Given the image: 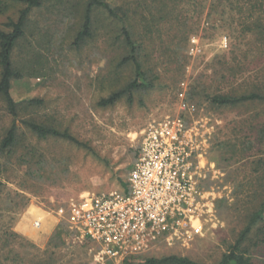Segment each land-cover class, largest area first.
Returning a JSON list of instances; mask_svg holds the SVG:
<instances>
[{"label":"trees","instance_id":"16d2710c","mask_svg":"<svg viewBox=\"0 0 264 264\" xmlns=\"http://www.w3.org/2000/svg\"><path fill=\"white\" fill-rule=\"evenodd\" d=\"M204 3L205 0H0V17L6 16L0 22V102L12 119L0 135V202L12 168L32 182L43 179L47 162L38 142L60 139L82 146L68 129L60 128L54 115L39 112L43 100L15 102L12 97L13 82L25 77L40 78L45 70L40 52L38 55V50L23 44L28 37L39 33L40 47L45 50L51 48L56 35L75 51L95 44L96 50L107 57V64L101 69L107 74L101 76L99 83L106 82L101 87L108 90V95L101 97L97 106L111 108L123 100L131 105L136 98L167 87L161 81L164 73H172L176 81L184 76L188 45L196 32L194 26L200 24L197 17ZM190 6L199 9L191 15ZM40 11L45 13L40 14L45 23H53V30L48 25L40 28L42 31L37 29L35 14ZM216 22L220 27L229 26L231 37L245 40L244 46L254 58L257 59L256 54L264 56V0H213L206 24ZM237 47L235 50L239 51ZM19 48L22 54L32 55L29 63L17 59ZM109 53L113 57L109 58ZM240 65L235 56L218 61L207 81L197 78L186 94L189 101H203L212 109L251 110L248 120L238 130H232L234 135L215 145L218 165L234 185L236 205L243 215V227L216 264H257L254 252L264 247V73L255 76L251 83L243 81L241 86L227 91L210 89L215 82L220 86L218 80L225 84L236 80L247 69ZM241 167L249 168L242 178L237 174ZM120 185L122 192L128 194L127 180ZM61 233L54 234L40 252L4 224L0 215V264H59ZM124 261L204 264L175 254L158 258L138 255Z\"/></svg>","mask_w":264,"mask_h":264},{"label":"rangeland","instance_id":"374dc122","mask_svg":"<svg viewBox=\"0 0 264 264\" xmlns=\"http://www.w3.org/2000/svg\"><path fill=\"white\" fill-rule=\"evenodd\" d=\"M212 2L205 0L197 17L200 24L194 26L195 35L190 38L184 76L176 81L172 73H164L161 81L167 87L156 88L136 98L131 105L123 100L111 108L97 106L98 100L108 95V90L101 87L106 82L99 83L101 76L107 74L101 70L107 64V57L96 50L95 44L75 51L69 47V42L63 43V39L56 35L51 48L45 50L40 47L42 39L39 33L27 38L23 44L38 50V55L40 52L45 70L40 78L25 77L13 82L11 94L14 101L43 100L44 106L39 112L46 116L54 115L60 128L68 129L82 146L60 139L38 142V149L47 162L44 177L32 182L15 168L9 171L0 202L4 224L10 225L13 232L35 245L40 252L47 248L54 234L62 232L63 245L57 252L59 264H124L125 259L98 257L96 246L72 230L65 217L58 215V209L85 193L122 192L120 182H126L136 159L139 133L153 121L169 116L180 117L193 131L196 149L191 163L197 187L205 195L206 203L200 211L203 232L192 236L188 242H174L171 246L164 239L160 240L158 245L139 256L158 258L175 254L204 264L219 261L243 227V215L236 205L234 185L218 165L215 145L234 135L232 130H238L248 120L251 110L212 109L203 101H189L186 94L197 78L207 81L218 61H228L229 56H235L240 67L247 69L236 80L228 84L218 80L220 86L217 87L215 82L210 89L227 91L230 87L241 86L243 81L251 83L255 76L264 73V56L255 53L257 59L254 58L244 46L245 40L231 37L229 26L220 27L217 22L206 24ZM197 9L199 6H190L189 13L192 15ZM40 14L45 13L36 12L37 29L48 25L47 28L53 30V23H45ZM5 17H0V22ZM63 32L61 34L64 35ZM236 45L239 51L235 50ZM16 54L22 63H29L32 59V55L22 54L20 48ZM107 56L110 58L113 54ZM179 93L184 94L183 98ZM183 103L186 105L184 109ZM11 121L0 102V135ZM248 169L241 167L237 174L242 178ZM254 261L264 264V247L255 250Z\"/></svg>","mask_w":264,"mask_h":264},{"label":"built area","instance_id":"2783aa9c","mask_svg":"<svg viewBox=\"0 0 264 264\" xmlns=\"http://www.w3.org/2000/svg\"><path fill=\"white\" fill-rule=\"evenodd\" d=\"M192 132L180 117L149 123L139 133L128 194L85 193L60 207L58 215L94 243L101 259L124 260L148 252L163 239L171 246L201 235L200 211L206 203L191 163L196 149Z\"/></svg>","mask_w":264,"mask_h":264}]
</instances>
